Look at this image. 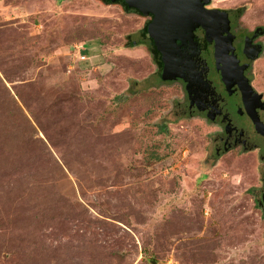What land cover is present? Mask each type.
I'll return each instance as SVG.
<instances>
[{
  "label": "rangeland",
  "instance_id": "rangeland-1",
  "mask_svg": "<svg viewBox=\"0 0 264 264\" xmlns=\"http://www.w3.org/2000/svg\"><path fill=\"white\" fill-rule=\"evenodd\" d=\"M211 5L264 25V0ZM143 25L94 0H0V264H264L254 154L203 164L213 127L173 115L179 89L125 47ZM252 82L264 94V54Z\"/></svg>",
  "mask_w": 264,
  "mask_h": 264
},
{
  "label": "flooded vegetation",
  "instance_id": "flooded-vegetation-1",
  "mask_svg": "<svg viewBox=\"0 0 264 264\" xmlns=\"http://www.w3.org/2000/svg\"><path fill=\"white\" fill-rule=\"evenodd\" d=\"M103 5V0H94ZM107 3V0H105ZM205 3L201 0L203 8L216 11L226 15L227 20L218 18L212 26L213 34H206L201 25H196L190 36L184 38L179 50L173 54L174 70L170 75L172 78L161 77L163 63L161 54L156 50L153 40L146 34V26L152 20V15H142L134 8L127 7L123 0H115L110 6L119 8L124 14H131L142 18L144 25L141 36L137 41H130L129 47H140L148 55L156 72L155 79L159 85H174L179 89V96L171 102L173 115L182 118L199 119L213 127L211 129L209 142L211 151L202 162L216 165L219 157L226 153L234 152L253 153L260 174V195L255 199V207L264 216V94L258 91L252 82L255 61L248 59L241 51L245 49L252 54V49H257L256 55L263 51L264 54V25L254 26L251 29L242 27L239 19L242 12L232 8L223 10ZM108 5V4H107ZM215 44L227 47V59L231 67V56L235 57L238 66L245 65L242 73L247 79L251 90L243 97L242 91L236 80L227 75L223 77L224 58L215 54ZM151 49L149 52L146 48ZM260 47V48H259ZM253 56V54H252ZM233 74L238 72L233 69ZM178 75V76H177ZM135 85V83H134ZM135 92V91H132ZM254 94H259L257 97ZM259 124H262L261 126ZM258 125V126H257ZM208 163V164H209Z\"/></svg>",
  "mask_w": 264,
  "mask_h": 264
},
{
  "label": "water",
  "instance_id": "water-1",
  "mask_svg": "<svg viewBox=\"0 0 264 264\" xmlns=\"http://www.w3.org/2000/svg\"><path fill=\"white\" fill-rule=\"evenodd\" d=\"M115 0H107L109 5ZM127 7H131L139 11L142 15L147 16L151 14L152 20L146 26V34L153 40L156 50L161 54V60L163 63L161 77L163 79L172 78L176 75H170L174 70L173 54L179 50L180 44L176 43V40L183 41L184 38L190 36V33L196 25H201L204 28L206 34L212 35V26L223 18L227 20L225 14L216 11L215 9H205L201 5V0H123ZM207 4L210 0H204ZM215 36L214 34L212 35ZM260 48V47H259ZM242 53L251 61H255L263 57V51H260L259 55H256L257 49H252L248 54L245 49H241ZM215 54L224 58L223 61V77L227 80V75L233 77L236 83L240 87L243 97L247 96V93L251 90L247 79L243 76V69L245 65L238 66L234 56H231V67L227 59V47L221 45L218 49V45L215 44ZM233 69L238 74H233ZM178 76V75H177ZM259 97V94L253 96ZM260 126L262 124H259ZM258 126V125H257ZM264 199V196H263Z\"/></svg>",
  "mask_w": 264,
  "mask_h": 264
},
{
  "label": "trees",
  "instance_id": "trees-1",
  "mask_svg": "<svg viewBox=\"0 0 264 264\" xmlns=\"http://www.w3.org/2000/svg\"><path fill=\"white\" fill-rule=\"evenodd\" d=\"M103 5H104V6L107 5V3H106L105 0H103ZM243 8H244V7H241V8H239V9H237V11H238V12H242V11H243ZM125 47H129V45L126 44ZM146 50L149 51V52H153V51H152L151 49H149L148 47L146 48ZM203 177H204V175H201L200 179L203 178Z\"/></svg>",
  "mask_w": 264,
  "mask_h": 264
}]
</instances>
